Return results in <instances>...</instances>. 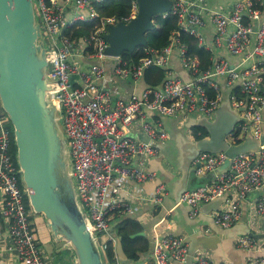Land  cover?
<instances>
[{
	"label": "built area",
	"instance_id": "1",
	"mask_svg": "<svg viewBox=\"0 0 264 264\" xmlns=\"http://www.w3.org/2000/svg\"><path fill=\"white\" fill-rule=\"evenodd\" d=\"M33 1L47 47L52 91L62 116L77 197L83 206L86 223L98 240L102 235H108L107 240H99L103 255L109 244L116 241L111 236L110 214L131 210L127 201L114 198L119 191L114 185L115 178L153 179L156 172L148 162L159 155V146L168 137L161 115L184 117L193 114L213 119L225 86L231 104L240 116L234 129L225 137L228 145L252 138L259 141L258 147L233 155L225 150L200 151L192 161L194 174L213 176L185 190L181 201L188 203L192 213L196 214L201 204L228 190L234 191V201L216 216V222L227 227L240 217V200L251 192L260 191L255 206L260 214H264V192L261 193L264 186V0H235L228 13L216 11L212 15L213 43L219 50L223 47L231 54H243L237 65L222 54H210L211 62L206 63L190 51L189 42L183 35L195 37L197 45L207 52H217L204 41L200 30L204 21L200 10L191 8L195 2L190 0H172L171 7L160 13L163 17L176 16L178 28L160 48L148 44L138 46L134 51L140 53L137 58L107 53L105 38L109 24L119 20L127 22L136 15L137 0H130V13L121 18L100 14L97 4L105 0ZM68 8L74 11L69 19L66 16ZM95 19L97 25L81 38L86 51L82 50L78 39L66 30L76 21ZM174 49L179 51L189 79L171 71L167 65ZM82 54L100 63L83 65L79 61ZM106 59L114 61L113 70L119 77L137 79L150 67L165 68L166 73L159 85H148L141 92L112 99L111 91L100 84L107 71ZM219 78L224 79L225 86ZM132 126L149 140L131 134L128 128ZM13 142V126L0 105L1 213L10 219L9 249L24 264H48L31 227L32 209L26 205L27 192L20 182ZM226 163L227 167L218 172V168ZM166 193V185L159 183L153 201L161 204ZM236 242L247 247L258 244L249 234L239 236ZM151 244V264H185L189 243L182 236L154 233ZM126 263L117 260L114 264ZM255 263L264 264V257L256 258ZM190 264L215 263L194 252Z\"/></svg>",
	"mask_w": 264,
	"mask_h": 264
},
{
	"label": "water",
	"instance_id": "2",
	"mask_svg": "<svg viewBox=\"0 0 264 264\" xmlns=\"http://www.w3.org/2000/svg\"><path fill=\"white\" fill-rule=\"evenodd\" d=\"M137 2L138 11L129 21L119 20L108 25L107 53L118 55L146 46V34L154 26L153 18L172 5V0ZM46 49L34 1L0 0V105L13 126L16 160L30 207L45 216L55 239L64 241V247L72 253L73 264H105L99 240L88 227L77 197L70 150L52 91ZM83 58L93 64L100 63ZM110 66L113 69L114 61ZM231 105L226 90L213 119L190 114L188 126L203 127L208 135L193 130L192 139L185 140L189 153L185 172L200 151L225 150L233 155L258 147L259 141L252 138L228 145L225 137L240 118L239 111ZM186 189L185 186L183 192ZM223 198L224 195L211 199L201 204L200 209L204 204L218 203ZM143 233L135 232L132 236ZM115 251L120 260H127L121 236L117 238ZM193 253L194 249L189 247L185 264L191 263Z\"/></svg>",
	"mask_w": 264,
	"mask_h": 264
},
{
	"label": "crops",
	"instance_id": "3",
	"mask_svg": "<svg viewBox=\"0 0 264 264\" xmlns=\"http://www.w3.org/2000/svg\"><path fill=\"white\" fill-rule=\"evenodd\" d=\"M190 1L195 2L191 8L200 10L204 21V25L200 28L204 35V41L211 44L213 52L217 51L216 53L207 52V58L210 59V54H222L233 65H237L241 61L243 54H231L223 47L219 50L213 43L214 27L212 23L213 13L216 11L228 13L235 0ZM83 12L86 14L85 10ZM73 13L74 11L68 8L66 11L67 18L69 19ZM78 41L80 48L85 50L82 40L78 39ZM83 57L86 56L83 54L79 55V61L83 65L91 64L85 61ZM209 62H211V59ZM111 63L110 59L104 61L107 71L101 78L100 84L111 91L112 99H116L117 97L125 98L132 92H141L145 87L150 85L146 76V71L149 68L142 77L134 79L131 77H119L111 69ZM167 65L171 71L181 75L183 78H190L189 72L182 66L181 56L177 49H174L171 53ZM157 68H159L157 70L161 69L163 76L155 85H159L162 82L166 73L165 68ZM157 74L158 71L152 70V77ZM218 80L222 86H225L223 78H219ZM149 115L153 116V113ZM180 117L167 115H161L160 117L163 127L168 132V137L161 142L159 155L151 158L148 162L149 167L156 172V176L153 179L138 181L131 177L118 176L114 180V185H117L119 188L118 194L114 195V198L127 201L131 206V210L129 212L115 213V215L111 216V236L115 237L117 241L116 222L123 217L129 216L141 222L143 234L147 236L150 242L149 249L143 252L135 262L128 259L121 261L127 262L126 264H151V239L154 233H159L182 236L189 243V247L194 249V252L207 256L215 264H256V258L260 256L264 257V250H262L264 248V214H260L255 206L256 197L260 191L251 192L240 200V217L227 227L217 223L216 216L224 207H228L234 201V191H226L223 200L221 199L218 203L204 204L201 209L199 207L196 214L192 213V207L188 203H183L180 200L185 186L187 189L194 188L205 181V178L208 179L210 176H213L210 174V176L204 177L205 174L200 176L194 174L192 162L185 172V160L189 155L187 148H185V140L192 139L191 137L194 135L193 130L196 132V129L198 131L201 129L195 128L197 125H193V127L191 125V127L188 126L190 124L188 119H191L190 115ZM187 121L188 123L186 124ZM128 130L131 134H135L144 140H149L146 135L140 130L135 129L134 126L129 127ZM207 135V133H203V136ZM226 167L227 164L225 166L224 164L221 165L218 168V172L223 171ZM159 183L166 185L167 193L162 203L156 204L153 201V196ZM262 192H264V186L261 189ZM227 198L228 201H226ZM2 206L3 196L0 193V264H24L16 253L9 249L10 219L2 215ZM27 207L31 209V207ZM30 220L36 241L47 263L73 264L70 249L64 247V241L55 239L51 229L47 225L45 216L32 210ZM246 234L254 236L258 244L254 247L238 245L236 239ZM105 238L106 240L108 239L107 234L102 235V239L104 240ZM116 241L112 243L114 247H116Z\"/></svg>",
	"mask_w": 264,
	"mask_h": 264
},
{
	"label": "trees",
	"instance_id": "4",
	"mask_svg": "<svg viewBox=\"0 0 264 264\" xmlns=\"http://www.w3.org/2000/svg\"><path fill=\"white\" fill-rule=\"evenodd\" d=\"M97 9L102 15H117L119 18L127 16L131 11V1L130 0H105L99 4H97ZM154 26L151 30H149L146 34L147 43L150 46H154L157 48L162 47L168 41V37L170 33L178 28L177 17L176 16H168L163 17L161 14L156 15L154 18ZM98 20L93 21H76L66 30L67 33H70L73 37L77 39H81L89 30L97 25ZM183 39L189 42L190 51L199 57L202 61L209 63L210 59L207 58V51L197 45V40L193 36L183 35ZM140 53L136 52H123V55L129 58H137ZM206 60V61H205ZM205 63V64H206ZM159 68L152 67L149 68L146 72L147 81H149L150 85H155L158 83L163 73ZM152 70L158 71L157 75L152 77ZM12 125V124H11ZM201 129L204 134L207 133L206 129L203 127H195ZM197 131V129H196ZM13 152L16 158V147L13 142ZM21 185L22 184L20 179ZM26 205L30 206L28 197L26 196ZM115 213L112 212L110 215L113 216ZM112 218V217H111ZM116 236L122 237V243L124 250L127 255V259L129 261L135 262L139 256L147 251L150 247L149 239L146 235H135L132 236L133 233L142 231V224L139 220L134 219L132 217H123L119 221L116 222ZM109 248L107 249L106 254L104 255L105 264H114L118 259V256L115 251V247L112 243L109 244ZM121 261V260H120Z\"/></svg>",
	"mask_w": 264,
	"mask_h": 264
},
{
	"label": "rangeland",
	"instance_id": "5",
	"mask_svg": "<svg viewBox=\"0 0 264 264\" xmlns=\"http://www.w3.org/2000/svg\"><path fill=\"white\" fill-rule=\"evenodd\" d=\"M230 140H231V139H230ZM101 239H102V237L99 238V240H101Z\"/></svg>",
	"mask_w": 264,
	"mask_h": 264
}]
</instances>
